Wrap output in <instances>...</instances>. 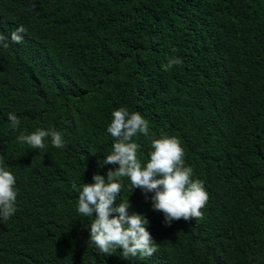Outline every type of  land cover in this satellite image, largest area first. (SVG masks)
Wrapping results in <instances>:
<instances>
[{"label": "trees", "instance_id": "obj_1", "mask_svg": "<svg viewBox=\"0 0 264 264\" xmlns=\"http://www.w3.org/2000/svg\"><path fill=\"white\" fill-rule=\"evenodd\" d=\"M0 34V159L18 192L0 264H264V0H0ZM120 107L149 122L133 137L142 165L151 136H175L209 195L202 220L168 226L154 193L123 178L113 207L129 199L150 221L157 251L144 259L100 253L97 213L80 216L72 188L118 167L103 160ZM9 113L19 131L54 127L66 147L18 143Z\"/></svg>", "mask_w": 264, "mask_h": 264}, {"label": "clouds", "instance_id": "obj_2", "mask_svg": "<svg viewBox=\"0 0 264 264\" xmlns=\"http://www.w3.org/2000/svg\"><path fill=\"white\" fill-rule=\"evenodd\" d=\"M26 29L23 25L11 33L13 43H22ZM7 37L0 34V45L7 49ZM183 60L171 58L163 66L165 71L174 65H181ZM112 121L107 131L114 139L112 151L106 155L103 165L118 164L115 170H109L107 181L104 176L94 174V183H84L77 186L72 182V188L79 193L77 212L82 217L97 215L90 224V240L100 253L111 255L122 249V258L144 259L152 256L156 251V243L148 230L150 221L146 215L138 212L129 214L131 206L129 199H123L113 207L117 196L123 191V178L130 180L131 191L142 189L145 194L152 195V207L162 212L165 224L170 226L173 221L180 219L202 220V209L206 206L209 195L204 184L199 179H193V169L185 164L184 149L175 136H151L150 159L142 165L138 157L139 145L133 137L142 133L149 134V122L139 112H129L126 107L113 111ZM10 129L19 131L21 121L14 113L8 114ZM57 149H64L66 141L62 132L54 127L38 128L31 133L19 131L16 140L20 144H27L32 149L46 153L48 141ZM95 154V153H93ZM102 165V166H103ZM17 189L14 173L5 166L0 159V222L8 221L17 211ZM118 213L111 216V213Z\"/></svg>", "mask_w": 264, "mask_h": 264}]
</instances>
